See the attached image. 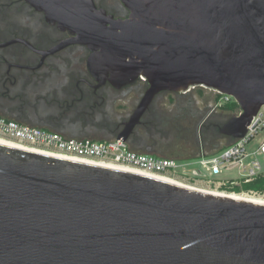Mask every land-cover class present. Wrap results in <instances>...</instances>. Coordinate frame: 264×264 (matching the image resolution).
<instances>
[{
  "label": "water",
  "instance_id": "obj_1",
  "mask_svg": "<svg viewBox=\"0 0 264 264\" xmlns=\"http://www.w3.org/2000/svg\"><path fill=\"white\" fill-rule=\"evenodd\" d=\"M28 1L101 81L144 78L136 118L163 90L215 89L239 106L219 127L229 145L264 104V0H121L124 19ZM0 264H264V203L0 143Z\"/></svg>",
  "mask_w": 264,
  "mask_h": 264
},
{
  "label": "flooded vegetation",
  "instance_id": "obj_2",
  "mask_svg": "<svg viewBox=\"0 0 264 264\" xmlns=\"http://www.w3.org/2000/svg\"><path fill=\"white\" fill-rule=\"evenodd\" d=\"M93 3L114 18L129 13L121 0ZM90 53L28 0H0V115L76 139L120 135L134 150L163 157L197 155L229 141L219 127L230 117L215 104V89L163 90L136 118L147 82L101 81L89 71Z\"/></svg>",
  "mask_w": 264,
  "mask_h": 264
},
{
  "label": "built area",
  "instance_id": "obj_3",
  "mask_svg": "<svg viewBox=\"0 0 264 264\" xmlns=\"http://www.w3.org/2000/svg\"><path fill=\"white\" fill-rule=\"evenodd\" d=\"M144 80L143 77H140ZM216 105L236 103L233 96L220 93ZM0 137L37 150L94 162L118 164L145 174L170 178L194 189L237 193L247 198L264 199V190L246 189L245 185L264 178V104L251 116L242 137L216 150H200L197 160L163 157L134 150L122 138L91 140L66 137L59 132L41 129L7 119L0 115ZM192 166V167H190ZM236 169L233 179L214 178L224 171Z\"/></svg>",
  "mask_w": 264,
  "mask_h": 264
},
{
  "label": "bare ground",
  "instance_id": "obj_4",
  "mask_svg": "<svg viewBox=\"0 0 264 264\" xmlns=\"http://www.w3.org/2000/svg\"><path fill=\"white\" fill-rule=\"evenodd\" d=\"M0 143H3V144H5V145H9V146H15V147H18V148H21V149H24V150H32V151H35V152H38V153H42V154H49V155H53V156H58V157H65V158H68V159H72V160H76V161H84V162H88V163H91V164H100V165H104V166H107V167H110V168H119V169H122V170H126V171H129V172H131V171H133V172H136V173H139V174H142V175H147V174H145V173H143V172H141V171H139V170H136V169H134V168H129V167H125V166H121V165H118V164H108V163H104V162H99V161H97V162H94V161H89V160H84V159H76V158H74V157H69V156H66V155H60V154H56V153H51V152H47V151H41V150H37V149H35V148H32V147H30V146H26V145H22V144H18V143H16V142H14V141H9V140H7V139H4V138H2V137H0ZM149 176H153V177H155V178H159V179H161V180H164V181H169V182H172V183H175V184H177V185H180V186H186L185 184H180V183H178V182H176V181H174V180H172V179H170V178H163V177H159V176H155V175H151V174H148ZM147 175V176H148ZM186 187H189V186H186ZM189 188H191V187H189ZM194 189V188H193ZM198 190V189H197ZM200 190H203V189H200ZM203 191H208V190H203ZM208 192H210V193H213V194H228V195H230V196H232V197H239V198H243V199H246V200H249V201H255V202H261V203H264V199H262V198H260V197H252V198H247V197H245V196H242V195H240V194H237V193H235V194H233V193H226V192H221V191H217V192H213V191H208Z\"/></svg>",
  "mask_w": 264,
  "mask_h": 264
},
{
  "label": "rangeland",
  "instance_id": "obj_5",
  "mask_svg": "<svg viewBox=\"0 0 264 264\" xmlns=\"http://www.w3.org/2000/svg\"><path fill=\"white\" fill-rule=\"evenodd\" d=\"M202 98H204V95L203 96H199L198 95L197 100H200ZM199 105H201V103ZM221 109L224 110L222 107H220L219 110L222 111ZM238 110H239V108L234 109L232 111L224 110L223 114H224L225 118H228V117H231L233 114H236L238 112ZM227 143H229V141L228 142H225L224 144H221L220 146H223V145L225 146ZM217 147H219V146H217ZM207 150H209V149H207ZM211 150H215V148L214 149H211ZM211 150H209V151H211ZM173 156H176V155H172V157ZM179 156L181 157V155H179ZM179 156L177 155V157H179ZM182 159L183 160H186V161H191L192 162V161L197 160V157L190 156V157H186V158H182ZM261 161H262V167L264 169V161L263 160H261ZM190 167H192V166H190ZM237 176H238V173H237L236 169H234V170H230V171H224L221 174H217V175L214 176V178H219V179H233L234 177H237Z\"/></svg>",
  "mask_w": 264,
  "mask_h": 264
},
{
  "label": "trees",
  "instance_id": "obj_6",
  "mask_svg": "<svg viewBox=\"0 0 264 264\" xmlns=\"http://www.w3.org/2000/svg\"><path fill=\"white\" fill-rule=\"evenodd\" d=\"M224 110L232 111L234 109L239 108L238 104L232 103V104H226L222 107ZM244 188L246 189H260L264 190V178L258 179L256 181L251 182L249 185H245Z\"/></svg>",
  "mask_w": 264,
  "mask_h": 264
},
{
  "label": "crops",
  "instance_id": "obj_7",
  "mask_svg": "<svg viewBox=\"0 0 264 264\" xmlns=\"http://www.w3.org/2000/svg\"><path fill=\"white\" fill-rule=\"evenodd\" d=\"M190 156L196 157V153H194V154H191V153H182L181 158L182 157L186 158V157H190Z\"/></svg>",
  "mask_w": 264,
  "mask_h": 264
}]
</instances>
